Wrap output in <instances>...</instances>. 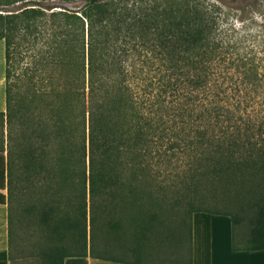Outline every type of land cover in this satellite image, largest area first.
I'll return each instance as SVG.
<instances>
[{
	"label": "trees",
	"instance_id": "trees-1",
	"mask_svg": "<svg viewBox=\"0 0 264 264\" xmlns=\"http://www.w3.org/2000/svg\"><path fill=\"white\" fill-rule=\"evenodd\" d=\"M80 2L75 10L47 12L38 3L0 9L5 60L0 116L13 110L18 96L12 77L28 56L16 79L38 82L28 89L39 99L53 96L51 133L58 134L61 125L65 134L82 126L76 150L82 164L54 170L52 177L82 183L83 251L48 247L38 253L41 264H63L65 256L86 252L118 258L99 254L91 242L87 246L88 226L90 238L98 223L105 232L123 227L114 218L118 198L133 211L132 220H143L138 227L151 229L157 219L153 207L160 208V202H154L150 190L144 191L146 201H139L140 181H159V200L167 202L180 176L188 178L186 192L199 198L243 181L245 174L264 178V55L256 43L264 27L236 24L214 0ZM261 19L258 25L264 24V15ZM6 164L1 152L0 203L8 208L9 264H18L22 255L11 241L10 208L2 191L10 189ZM255 208L245 234L236 232L235 214L191 207L188 264L194 211L230 215L232 249H257L264 248V195L256 194ZM61 222L66 228L79 225L69 216ZM168 238L160 236L159 242ZM174 241L182 242L179 236ZM134 251L135 260L128 261L144 264ZM183 259L176 263L185 264Z\"/></svg>",
	"mask_w": 264,
	"mask_h": 264
},
{
	"label": "rangeland",
	"instance_id": "rangeland-1",
	"mask_svg": "<svg viewBox=\"0 0 264 264\" xmlns=\"http://www.w3.org/2000/svg\"><path fill=\"white\" fill-rule=\"evenodd\" d=\"M214 1L228 12L229 18L236 24H244L250 29L264 27V24H257L263 21L261 16L264 15V0ZM2 2L4 1L0 0V9H16L26 4L31 6L38 3L47 12L63 9L62 7L75 10L81 4L80 0H18L8 5ZM256 37L260 54L264 55V33ZM3 46V40L0 39V72L4 61ZM30 60V57L25 56L15 74H19L25 63ZM261 69L264 70V65ZM16 75L12 77V82L18 84L13 86L14 96L18 97L13 102V110L7 117L0 116V153L3 152L7 158L6 170L10 188L2 191L10 208L11 241L22 255L18 264H41L37 261L38 253L48 247L57 246L67 253L83 251L80 232L84 205L82 183L79 179L64 180L52 177L54 170L60 172L65 168L77 169L82 164L76 151L82 140V126L76 125L74 133L65 134L64 126L61 125L59 133L52 134L53 96L42 99L33 96L32 91L39 83L33 85L25 81V78L18 81ZM32 85L33 89L30 90ZM2 101L3 87L0 85V103ZM63 123L64 121L61 122ZM68 151L74 154L69 155ZM259 175L245 174L243 181L235 185L230 184L223 190L214 188L200 198L193 196L192 192H186L184 179L188 178L180 176L175 178L179 186L167 196L170 197L166 199L167 202L159 200V181H140L139 201L145 202L144 191L150 190L154 202H160V208L153 207L157 219L151 229L149 226L144 230L138 227L143 220H132L133 211L125 201H119L117 198L114 218L122 220L123 227L105 232L99 228L98 223L93 238H90L88 226L87 246L91 242L96 245H93L92 249L99 254L132 261L135 260L133 252L136 249L140 253L138 261L144 264H177V258H184L185 264H188L189 209L198 206L229 211L239 218V223L235 226L236 232L243 231L247 234L251 227L249 220L256 211V194L264 195V178ZM182 194L187 196L184 198ZM185 200H190L189 205ZM86 201L88 202V198ZM65 216L78 220L79 225L66 228L61 222ZM160 236L169 238L167 242L160 243ZM176 236L182 240L179 244L174 241Z\"/></svg>",
	"mask_w": 264,
	"mask_h": 264
},
{
	"label": "crops",
	"instance_id": "crops-1",
	"mask_svg": "<svg viewBox=\"0 0 264 264\" xmlns=\"http://www.w3.org/2000/svg\"><path fill=\"white\" fill-rule=\"evenodd\" d=\"M2 63L0 85L3 87V101L0 103V111L5 110V60ZM232 231L230 215L194 211L191 214L190 264H264V248L232 249ZM10 262L8 257V208L6 204L0 203V264ZM63 264L133 263L86 252L65 256Z\"/></svg>",
	"mask_w": 264,
	"mask_h": 264
}]
</instances>
